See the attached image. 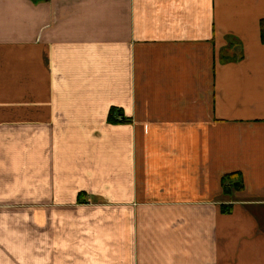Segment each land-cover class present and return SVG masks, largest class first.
Here are the masks:
<instances>
[{
  "label": "crops",
  "instance_id": "0c3cea01",
  "mask_svg": "<svg viewBox=\"0 0 264 264\" xmlns=\"http://www.w3.org/2000/svg\"><path fill=\"white\" fill-rule=\"evenodd\" d=\"M263 18L0 0V264H264Z\"/></svg>",
  "mask_w": 264,
  "mask_h": 264
},
{
  "label": "trees",
  "instance_id": "16d2710c",
  "mask_svg": "<svg viewBox=\"0 0 264 264\" xmlns=\"http://www.w3.org/2000/svg\"><path fill=\"white\" fill-rule=\"evenodd\" d=\"M260 28V41L264 44V18L260 20L259 23ZM118 111L116 109H110L108 114V120L111 122H116L112 120L114 114H117ZM242 177L240 172H231L223 175L220 180L222 195L230 197L236 192H240L243 189L242 185ZM226 206V207H225ZM223 207V212L227 213L230 211V205H225Z\"/></svg>",
  "mask_w": 264,
  "mask_h": 264
}]
</instances>
